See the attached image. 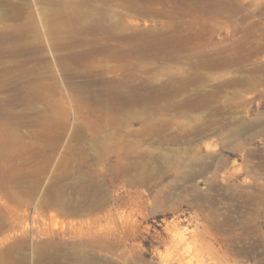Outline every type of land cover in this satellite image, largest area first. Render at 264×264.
<instances>
[{
	"label": "rangeland",
	"instance_id": "obj_1",
	"mask_svg": "<svg viewBox=\"0 0 264 264\" xmlns=\"http://www.w3.org/2000/svg\"><path fill=\"white\" fill-rule=\"evenodd\" d=\"M38 252L264 264V0H0V264Z\"/></svg>",
	"mask_w": 264,
	"mask_h": 264
},
{
	"label": "bare ground",
	"instance_id": "obj_2",
	"mask_svg": "<svg viewBox=\"0 0 264 264\" xmlns=\"http://www.w3.org/2000/svg\"><path fill=\"white\" fill-rule=\"evenodd\" d=\"M202 97V96H201ZM200 97V98H201ZM204 97V96H203ZM219 97V96H218ZM193 98V97H192ZM196 99H197V97H196ZM200 101V100H199ZM202 101H203V98H202ZM197 102V101H196ZM212 102V101H211ZM205 98H204V101H203V103H202V105H199V106H204L205 105ZM220 105V104H219ZM150 125V124H149ZM213 126V125H212ZM202 128V127H201ZM204 128V127H203ZM146 129V128H145ZM205 129V128H204ZM202 130V129H201ZM145 132V131H144ZM143 132V133H144ZM200 133L202 132V131H199ZM155 133V132H154ZM147 134V133H146ZM132 156V155H131ZM134 156V155H133ZM166 159V158H165ZM168 159V158H167ZM158 160V159H157ZM152 161V160H151ZM150 161V163H152ZM154 162V161H153ZM145 164V163H144ZM132 165V164H131ZM137 165V164H136ZM141 165V164H140ZM155 165V164H154ZM163 165V164H162ZM129 166V165H128ZM145 166V165H144ZM143 166V167H144ZM166 166V165H165ZM175 166V165H174ZM131 167V166H130ZM162 167V166H161ZM140 170V169H139ZM152 170V169H151ZM157 171V170H156ZM144 172V171H143ZM59 202V201H58ZM73 206V205H72ZM93 208V207H92ZM101 227V226H100ZM106 228V227H105ZM52 242V241H51ZM99 242H101V241H99ZM67 244V243H66ZM20 245H22V244H20ZM105 245H107V244H102V243H99L97 246H105ZM44 246V245H43ZM41 247V246H40ZM106 247V246H105ZM49 249V248H48ZM47 249V250H48ZM41 250V249H40ZM107 250V249H106ZM40 252H42V251H40ZM40 252H38V254L36 255L37 256V262H38V264H59L60 262H62L61 261V259H59L60 260V262H58V259H56V258H60V257H56V258H52V260H51V258H50V261L48 262L47 261V259L49 258V257H51V256H53V255H50L49 253H46V252H43V253H40ZM103 252H104V250H103ZM93 253V252H92ZM94 254V253H93ZM101 254V253H100ZM107 255V254H106ZM55 257V256H54ZM92 257V256H91ZM90 257V258H91ZM87 260V259H86ZM91 260V259H90ZM106 260V259H105ZM109 260V259H108ZM65 261V260H64ZM93 261V263H94V260H91V262ZM20 262H22V264L24 263H26L27 262V260H26V257L25 256H22V255H20L19 257H17L16 258V260H15V263L17 264H19ZM32 262H33V260H32ZM67 263H69V262H67ZM88 263H90V261L88 262ZM60 264H62V263H60ZM64 264V263H63ZM106 264V263H105ZM123 264V263H122ZM126 264V263H125Z\"/></svg>",
	"mask_w": 264,
	"mask_h": 264
}]
</instances>
